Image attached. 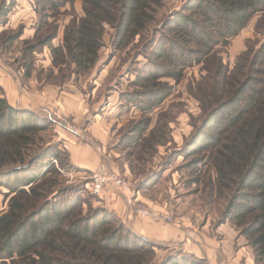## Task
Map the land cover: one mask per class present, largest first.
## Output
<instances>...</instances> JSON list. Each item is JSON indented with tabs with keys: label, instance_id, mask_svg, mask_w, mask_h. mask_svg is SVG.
<instances>
[{
	"label": "rangeland",
	"instance_id": "374dc122",
	"mask_svg": "<svg viewBox=\"0 0 264 264\" xmlns=\"http://www.w3.org/2000/svg\"><path fill=\"white\" fill-rule=\"evenodd\" d=\"M189 1L161 0L162 6L156 8L157 21L143 37L144 43L138 38L119 49L115 31L107 27L96 67L77 73L62 47L67 27L83 16L82 1L60 0L50 5L45 0H7L11 11L6 16L0 15L3 96L8 100L7 88L16 87L19 97L15 107H26L41 122L48 123L35 139L26 163L42 148L51 147L60 154V159L51 162L50 173L38 178L40 204L71 191L73 196L80 197L79 211L83 214L107 210L132 231L109 208L102 193L92 194L91 179L97 167L87 171L72 161L76 145L89 146L107 158L102 162L116 172L120 170L130 183L132 191L125 194L112 188L116 198L125 199L134 208L136 217L145 219L138 215L137 208L147 207L174 218L171 223L145 219L158 225L162 233L178 235L171 240L148 239L154 251L149 264H161L183 252L191 254L184 247L189 240L194 249L206 243L210 254H252L253 264H258L247 238L226 218L231 191H219L215 170L204 152L197 153L196 148L186 152L192 148L206 117L200 105L204 79L222 64L233 69L243 52L264 45V13L255 16L228 46H217L214 60L188 67L179 81L163 78L162 82L171 87V95L160 107L144 114L127 99L130 93L139 90L134 82L138 73L150 65L156 45L153 39L158 38L161 26L176 13L184 12ZM67 125L87 133L91 141H80ZM197 160L200 161L197 167H192L191 162ZM127 170L129 174L125 175ZM156 173L160 176L138 193L137 189ZM15 194L0 186V214L9 210ZM192 255L213 264L208 255Z\"/></svg>",
	"mask_w": 264,
	"mask_h": 264
},
{
	"label": "trees",
	"instance_id": "16d2710c",
	"mask_svg": "<svg viewBox=\"0 0 264 264\" xmlns=\"http://www.w3.org/2000/svg\"><path fill=\"white\" fill-rule=\"evenodd\" d=\"M81 1L83 16L67 27L62 47L77 73L96 67L107 27L115 31L119 49L138 38L144 43L157 21L156 8L162 6L161 0ZM10 11L7 0H0V15ZM260 13L264 0H190L153 39L150 65L138 73L134 85L139 90L130 93L128 101L144 114L160 107L171 95L163 78L181 80L185 69L211 59L217 46H228ZM201 86L206 117L186 154L196 148L208 157L219 191H231L227 220L247 238L257 263L264 264V45L243 52L233 69L220 65ZM45 123L11 105L0 86V186L16 193L9 210L0 214V264H149L154 256L149 240L111 212L83 214L80 197L71 191L40 204L38 178L61 158L47 147L26 163ZM161 264L209 263L183 252Z\"/></svg>",
	"mask_w": 264,
	"mask_h": 264
},
{
	"label": "crops",
	"instance_id": "0c3cea01",
	"mask_svg": "<svg viewBox=\"0 0 264 264\" xmlns=\"http://www.w3.org/2000/svg\"><path fill=\"white\" fill-rule=\"evenodd\" d=\"M2 87V85L0 84ZM14 90V92H13ZM8 91V100L10 101L11 105L15 106L17 105V97L18 93L16 94L17 88L16 87H9L7 88ZM15 97V99H14ZM20 100L24 101L23 98ZM21 109L27 110L26 107H23ZM33 110V109H32ZM103 141L104 137H102ZM76 149L72 151V161L76 165H80L83 169L87 171H94L98 165L101 164V162L106 160L107 158H104L103 156L96 154L94 150H92L89 146H75ZM111 163V160L109 161ZM112 164V163H111ZM115 169V167H114ZM115 170L118 171L116 168ZM120 171V170H119ZM118 171V172H119ZM121 173V172H120ZM122 174V173H121ZM129 174V171L127 170L125 175ZM123 175V174H122ZM124 176V175H123ZM157 173L154 174L153 177H148L150 180L145 181L138 189V193L141 192L142 189L146 188L147 185H150V183L153 182L157 177H159ZM113 188L108 186L106 187L102 194L103 197H105V201L109 208L118 215L119 218H121L128 227L138 236L144 237L151 240H171V239H177V237L174 236L175 232H169V233H162L161 230L158 228L159 226L156 224H152L149 221H146L145 219H141L139 217H136L135 210L133 207H131L125 199H118L115 196V193L113 192ZM132 191V189H131ZM101 194V195H102ZM128 195V194H127ZM138 200L141 198L140 195H138ZM209 245H211L210 242H207ZM184 247L187 251H190L191 254H196L198 256H205L208 255L211 258V261L213 264H253V258L252 254H247L245 252H239V253H230V252H224L223 254L221 252L214 253L212 252L210 254V249L206 243L203 244L202 248L198 247L197 249L192 248L191 246V240L185 242ZM216 249V248H213ZM248 255V256H247Z\"/></svg>",
	"mask_w": 264,
	"mask_h": 264
},
{
	"label": "built area",
	"instance_id": "2783aa9c",
	"mask_svg": "<svg viewBox=\"0 0 264 264\" xmlns=\"http://www.w3.org/2000/svg\"><path fill=\"white\" fill-rule=\"evenodd\" d=\"M67 123V121H65ZM67 128L78 137L80 141L89 143L90 137L87 133L78 132L74 127L68 126ZM100 152H103L101 147H97ZM106 156L105 153H101ZM91 191L92 194L100 195L106 186H111L117 191L125 194L131 191L130 183L119 172L112 170L105 162H102L92 174ZM137 213L140 217L150 221H162L165 223L173 222L174 218L169 214L156 211L147 207L137 208Z\"/></svg>",
	"mask_w": 264,
	"mask_h": 264
}]
</instances>
